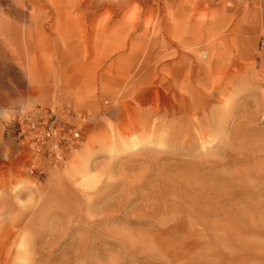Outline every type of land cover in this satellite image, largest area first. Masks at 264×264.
<instances>
[{
  "label": "rangeland",
  "instance_id": "rangeland-1",
  "mask_svg": "<svg viewBox=\"0 0 264 264\" xmlns=\"http://www.w3.org/2000/svg\"><path fill=\"white\" fill-rule=\"evenodd\" d=\"M79 1L67 55L0 0V198L88 264H264V0Z\"/></svg>",
  "mask_w": 264,
  "mask_h": 264
},
{
  "label": "bare ground",
  "instance_id": "bare-ground-1",
  "mask_svg": "<svg viewBox=\"0 0 264 264\" xmlns=\"http://www.w3.org/2000/svg\"><path fill=\"white\" fill-rule=\"evenodd\" d=\"M31 6L32 11H34L37 5L33 3ZM79 6L83 8L86 5H83V2L79 0H44L40 7L42 19H31L30 22L32 26L22 29L21 39L23 45H31L33 38H36L37 32L33 30H40L45 34L44 31L48 29L53 36L52 38H54V41H56L59 46H66V44L71 43V46L67 47L66 53L72 51L74 43H77V40L83 37V33L88 36L89 32L86 26L83 28V33L80 32L81 25L78 22L76 13ZM21 16L23 19L26 14L23 13ZM11 32L6 31L3 27L0 31V36H2L3 41L9 46L14 44V32ZM226 62V58H220L216 61L217 64ZM217 71L216 69L214 72ZM214 72L208 75L209 78H213V75L217 74ZM85 83H87V80H85ZM78 90L80 89L78 88ZM114 110L105 112L102 118L114 116ZM220 116L221 114L218 115V117ZM99 121L100 113L95 112L91 117L85 118L82 122H79L78 127L83 131L86 128H90V123L97 124ZM29 138H35V135L30 134ZM167 138H170V134L167 135ZM43 139L44 137L40 138L38 141L37 151L43 149ZM29 145H32V143H29ZM33 152L35 153V150H33ZM55 152L57 151L55 150ZM0 191L5 193V186L1 187ZM16 209V203L6 197L0 198V264H76L78 259L88 264L86 255H83V252L77 253L73 245V234L70 228H67L64 237H62L63 239H66V237L67 240L69 239V246L60 254H57L60 248L59 244L52 243V241L45 239L48 229H46L44 225H46L45 222L49 219L46 212L41 209L37 213L27 215L22 212L20 207L19 212H16ZM52 218L53 216L50 217V220L54 221L51 225H56L60 222ZM50 230L56 232L53 226L50 227Z\"/></svg>",
  "mask_w": 264,
  "mask_h": 264
}]
</instances>
